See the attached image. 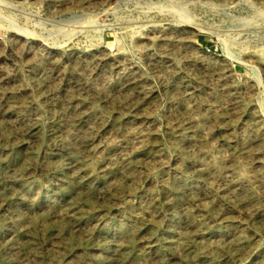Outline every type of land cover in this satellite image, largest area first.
Returning <instances> with one entry per match:
<instances>
[{"label": "rangeland", "instance_id": "rangeland-1", "mask_svg": "<svg viewBox=\"0 0 264 264\" xmlns=\"http://www.w3.org/2000/svg\"><path fill=\"white\" fill-rule=\"evenodd\" d=\"M0 264H264V0H0Z\"/></svg>", "mask_w": 264, "mask_h": 264}, {"label": "bare ground", "instance_id": "bare-ground-1", "mask_svg": "<svg viewBox=\"0 0 264 264\" xmlns=\"http://www.w3.org/2000/svg\"><path fill=\"white\" fill-rule=\"evenodd\" d=\"M228 171H229V173L231 174V175H233L234 177H236L237 179H238V175H240V173L238 172V170H237V167H232V168H229L228 169ZM232 242H233V244L234 245H240L241 244V242H242V238L241 237H234L233 239H232ZM14 244V243H13Z\"/></svg>", "mask_w": 264, "mask_h": 264}]
</instances>
